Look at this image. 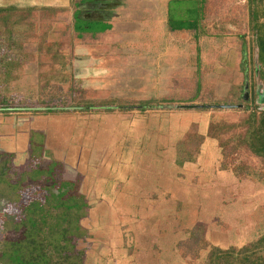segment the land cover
Returning <instances> with one entry per match:
<instances>
[{
  "label": "crops",
  "instance_id": "obj_1",
  "mask_svg": "<svg viewBox=\"0 0 264 264\" xmlns=\"http://www.w3.org/2000/svg\"><path fill=\"white\" fill-rule=\"evenodd\" d=\"M176 2L186 0H0V14L9 15L5 23L11 15L40 11L69 13L72 28L82 23L71 55L74 74L84 67L86 87L114 93L115 105H104V112L0 111V151L11 163L22 167L36 154L61 165L67 180L79 185L89 205L82 225L88 232L84 264H156L154 255L172 250L176 206L218 203L229 193L217 184L204 194L203 186L191 183L224 175L219 143L208 136L212 114L179 108L184 98L179 95L161 108H129L139 98L161 103L169 93L183 92L188 73L197 86L205 61L220 70L228 38L220 33L221 24L201 18L200 34L182 36L178 29L190 30L191 21L183 22ZM192 125L203 141L192 161L179 164V144ZM227 176L235 180L233 172ZM247 183L244 201L251 203L257 198L250 191L259 182Z\"/></svg>",
  "mask_w": 264,
  "mask_h": 264
},
{
  "label": "rangeland",
  "instance_id": "obj_2",
  "mask_svg": "<svg viewBox=\"0 0 264 264\" xmlns=\"http://www.w3.org/2000/svg\"><path fill=\"white\" fill-rule=\"evenodd\" d=\"M195 8L197 5L194 0H187L183 3V22L190 20L189 10L192 12ZM205 9V20L208 22L218 20L221 24L220 33L228 37L222 44L224 52L219 61L220 70L211 67V60L205 61L206 68L203 69L202 76L201 69L197 73L199 75L197 76L199 80L197 86H195L196 77L192 73H188L186 74L187 85L182 88L183 92H171L161 103L152 102L165 105L177 101L179 95L184 98L183 102L177 105H243L242 108L235 109H183L197 113L209 112L213 116L211 124H225L228 128L216 139L219 146L217 147V144L214 143L221 151L219 171L222 175L224 174L223 177H220L219 180L213 177V181H192L191 183L203 186L201 191L204 194L209 191V187L217 184L224 185L225 190L228 187L229 193L224 191L221 194L223 198H220L218 203L176 206L172 221V228L175 230L172 237V250L163 255L158 254L157 259L154 255L153 262L156 264H204L209 254L208 248L188 255L185 254L187 252L185 247L179 246L182 243L187 246L191 245L193 230L200 229L203 233V240L209 246L223 249L242 247L257 240L264 233V194L260 197V190L264 192V161L253 155L246 145L240 143L247 129L245 125H242L250 115L252 108L258 105L264 109V69L256 70L253 64L248 0H207ZM8 16L0 14V29L6 31L10 28L12 30L15 27L14 24L20 23L15 29H18L21 34L15 33L11 37V42H16L18 48L10 50L7 46H5L6 48L1 47L0 54H8L10 59L14 54H20L23 66L17 68L18 79L10 80L8 83H4L3 79L0 80L4 83L2 85L0 82V106L3 102L6 105L26 108L24 111L71 108L89 112L97 109L104 112L105 110L102 109L104 105H115L113 92L103 93L93 89L91 91L86 87L88 80L83 77L84 67L79 69L80 72L77 71L74 74L71 57L74 52V44L78 43L83 35L82 23L78 26L76 22L72 28L73 19L67 12L40 11L11 15L5 23V18ZM178 31L182 32V36L191 37L188 29L181 28ZM239 34L245 35L246 54L239 52L241 50ZM89 38L94 40L92 36ZM0 43H4L1 37ZM149 54L151 56V53ZM239 68L240 73H237ZM1 70L0 65V75ZM177 84L175 83L176 86ZM246 93L248 98L245 100ZM141 102L151 104V99L148 101H143L140 98L135 100V104ZM198 129L197 125H192L189 133H196ZM51 163L53 162L45 161L36 154L30 153L28 163L19 167L11 163V158L0 151V170L5 169V173L0 179L2 180L0 190L7 191L6 196L0 200V243L7 233L4 232L2 226V221L5 219L3 213H14L16 209V206L11 203L13 196L8 197L7 195V184L22 182V186H28L26 190L24 189L27 195L34 193L35 187L33 186L41 182L31 180L28 173L35 166L47 169ZM55 169L57 179L68 181L66 172L61 165ZM230 172H233L235 177V180L233 179L236 182L234 183V192L231 189L232 177L227 176ZM249 181L260 183H257L256 188L250 191L252 197L257 198L256 200L252 199L251 203L244 201L247 191L245 185ZM184 186L185 192H190L186 183ZM173 207L175 206L173 205ZM84 219L81 221V225H83ZM86 241H77V246L85 248L88 245ZM177 244L178 248H176ZM142 257L144 258V256ZM142 261L143 259L140 257V262Z\"/></svg>",
  "mask_w": 264,
  "mask_h": 264
},
{
  "label": "trees",
  "instance_id": "obj_3",
  "mask_svg": "<svg viewBox=\"0 0 264 264\" xmlns=\"http://www.w3.org/2000/svg\"><path fill=\"white\" fill-rule=\"evenodd\" d=\"M194 1L197 8L192 12L189 10L191 22L186 26L190 29L191 36L196 37V32H198L197 35L200 34L199 28H196V21L201 18L205 20V15L203 17L202 14H205L207 0ZM176 4L181 3L176 2ZM201 9H204V12H200ZM248 9L253 64L256 70H261L264 69V0H248ZM8 30L0 29V37L4 42L0 43V48L7 46L10 50H14L18 46L16 42H11V37L15 33L20 35L21 32L14 28ZM238 37L241 41L239 52L246 54L245 35L239 34ZM20 56V54H14L10 59L8 54H0L2 68L0 80L3 79L4 83L19 78L16 74L17 68L23 66ZM129 108L145 111L161 108V105L141 102ZM105 109L113 110V108ZM24 110L26 108L6 105L3 102L0 106V111ZM44 110L54 112L69 109L47 108ZM244 125L247 129L240 143L246 145L253 155L264 161V109L255 105L242 126ZM227 129L225 124H211L208 136L217 139ZM202 141V137L195 138V133L190 132L179 144V164L192 161L199 152ZM56 167H59V164L53 162L47 169L37 166L31 169L28 173L30 179L41 182L33 186L35 188L34 193L29 194L31 196L25 192L28 186H22V182L7 184V195L13 196L11 203L16 206V209L14 213H3L5 219L2 221V226L7 233L0 243V264H84L86 249L79 248L77 241L88 238V232L82 227L81 221L87 216L89 205L77 183L56 178ZM4 170H0V179L5 173ZM6 192L0 190V200L6 196ZM202 236L200 229L193 230L191 245L182 243L179 246H184L187 250L185 254L188 255L208 248L209 254L204 264H264V233L247 245L227 249L209 246Z\"/></svg>",
  "mask_w": 264,
  "mask_h": 264
},
{
  "label": "water",
  "instance_id": "obj_4",
  "mask_svg": "<svg viewBox=\"0 0 264 264\" xmlns=\"http://www.w3.org/2000/svg\"><path fill=\"white\" fill-rule=\"evenodd\" d=\"M248 98V94L246 93L244 99ZM179 108L185 109H207V108H217V109H235L242 108L243 105H180Z\"/></svg>",
  "mask_w": 264,
  "mask_h": 264
}]
</instances>
